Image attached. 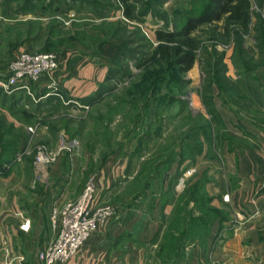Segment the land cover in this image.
<instances>
[{
	"label": "rangeland",
	"instance_id": "obj_1",
	"mask_svg": "<svg viewBox=\"0 0 264 264\" xmlns=\"http://www.w3.org/2000/svg\"><path fill=\"white\" fill-rule=\"evenodd\" d=\"M207 2L127 0L134 17L128 19L122 0H0V80L21 51L57 59L54 71L28 83L35 102L20 94L0 100V117L26 134L15 152L2 156L7 162L0 163L1 187L19 180L34 212L46 217L51 232L44 247L56 236L53 205L57 210L75 201L91 181L95 203L112 210L105 227L92 236L117 225L116 240L137 249L135 264H223L217 256L224 257L223 246L253 221L246 207L230 205L237 181L225 158L256 145L246 131L250 124L264 130V107L254 98L264 103V47L259 50L257 40L264 37V5L259 9L251 0L262 34L255 33L252 16L242 58L235 38L221 37V20L192 32L199 47L185 74L166 64L150 66L160 44L155 30L179 31ZM218 55L222 62L216 67ZM109 70L116 75L106 81ZM145 70L158 81L143 99L131 85L143 83ZM81 94L92 98L91 104L79 102L87 110L46 101H78ZM203 98L210 99L215 118ZM19 110L34 113V119L23 120ZM62 138L77 141L76 150L60 152L42 172L35 171L36 148L55 152ZM259 187L260 182L257 192ZM253 236L264 245V230ZM244 240L250 243L252 237ZM43 244L33 251L38 264ZM257 253L255 261L264 264L263 250Z\"/></svg>",
	"mask_w": 264,
	"mask_h": 264
},
{
	"label": "crops",
	"instance_id": "obj_2",
	"mask_svg": "<svg viewBox=\"0 0 264 264\" xmlns=\"http://www.w3.org/2000/svg\"><path fill=\"white\" fill-rule=\"evenodd\" d=\"M86 84L87 89L91 91L92 85ZM248 86L250 90L257 88V85ZM82 91L80 93L85 90ZM83 96L84 94H81L76 98L81 99ZM254 98L258 107L263 108L262 99ZM5 118L9 121L7 116ZM250 125V129L247 127L246 131L256 141V145L240 149L239 153H230L233 155L232 159L227 156L225 161L227 170L233 171L237 181V188L231 192L233 194L230 205L233 208L243 205L249 214H254V218L233 240L223 246L224 257L217 255L223 264H257L255 260L258 259V250L262 249L264 252V245L253 238L254 234L264 230V191L255 190L264 171V130H255ZM239 133L235 132L237 135H240ZM19 182L13 179L9 189L2 188L0 182V237L4 241L0 246V264H38L34 260L33 251L46 241L51 232L46 225V217L39 211L34 212L30 196H27L26 201V190ZM24 219L28 220L26 232L18 229ZM33 220L35 225L31 228ZM120 234V227L115 224L109 226L107 231L87 240L77 255L63 264H135L137 249L130 243L117 241ZM247 235L252 237L250 243L243 241Z\"/></svg>",
	"mask_w": 264,
	"mask_h": 264
},
{
	"label": "trees",
	"instance_id": "obj_3",
	"mask_svg": "<svg viewBox=\"0 0 264 264\" xmlns=\"http://www.w3.org/2000/svg\"><path fill=\"white\" fill-rule=\"evenodd\" d=\"M122 1L125 5L124 16L128 19L134 18L132 15V7L127 3V0ZM254 1L259 9L262 8V6L264 5V0ZM252 16L256 18V22L254 24V31L257 34L259 33L260 35L262 34L261 20L259 16L257 14H254L251 10V0H208V2L204 5L203 10L197 16L188 17L179 31L168 32L161 29L155 30V39L160 44L152 52V62L150 66L154 67L156 65L166 64L170 68L175 67L177 69V74H185L192 68L196 60V51L199 47V41L191 36L192 32H194L203 25H213L221 20H223V24L221 28H219L221 30V37H223L224 39H228L233 36L236 40V48L241 51L239 52V54L242 58V55L246 54V51H244L243 48V36L248 34L250 31ZM257 38V40H261V45H258V48L260 50L262 46L264 47V37L258 36ZM221 62V56L218 55L214 61V64H216V67H218ZM207 68H209V63ZM222 68L224 70V67ZM144 73L147 74L145 76L142 75L140 77V81L143 83H141L139 86L131 85V88L135 89L137 91L136 93H139V95H141L143 99H145L148 95L152 94L155 91L158 81V77H153V74L148 73V70H145ZM222 73L223 72L218 71L217 74L221 75ZM114 75H116V73L113 74V70H109V74L108 77H106V81L111 79ZM13 94H20L22 95L20 98L24 97L25 100L30 101V97L26 95L23 91H16L12 93V95ZM12 95H4L0 90L1 103H4L7 98L12 99ZM46 101L47 103L55 101L58 106L62 107L61 101L57 98L49 97ZM78 101L80 103L91 104L92 98H81ZM202 101L209 115L215 118L216 112L213 109V105L210 103V99L203 98ZM13 105L14 101L9 102L10 107ZM39 106L40 105L38 104L35 107ZM145 106H147V104ZM18 114L19 117L25 121H30L35 117L34 113L24 110H19ZM25 135V131L22 130L20 127L15 128L10 124L7 125L5 123L4 118L0 117L1 164L7 162L6 158L3 159L2 156H5L7 152L11 154L15 152L18 144L22 141ZM2 142L6 143L3 144Z\"/></svg>",
	"mask_w": 264,
	"mask_h": 264
},
{
	"label": "built area",
	"instance_id": "obj_4",
	"mask_svg": "<svg viewBox=\"0 0 264 264\" xmlns=\"http://www.w3.org/2000/svg\"><path fill=\"white\" fill-rule=\"evenodd\" d=\"M56 68L57 59L53 54L21 51L8 65L4 79L0 80V90L7 96L16 91H23L31 97L28 83L37 81L40 76ZM32 101L35 102L33 97ZM61 104H70L76 109H88V105L80 104L79 101L61 100ZM26 132L32 134L33 129L27 128ZM77 147V141H68L65 138L59 141L55 152L47 153L43 147H37L32 159L33 169L42 172L60 152H70ZM259 188L264 191V172ZM111 216L112 210L109 207H100L95 203V186L92 181L89 182L78 199L63 203L57 210L52 209L51 226L56 230V236L37 253V261L39 264H62L72 259L93 234L105 227ZM18 229L27 231L28 220L24 219ZM3 244L4 241L0 237V246Z\"/></svg>",
	"mask_w": 264,
	"mask_h": 264
}]
</instances>
